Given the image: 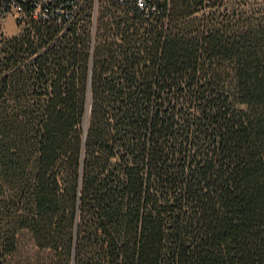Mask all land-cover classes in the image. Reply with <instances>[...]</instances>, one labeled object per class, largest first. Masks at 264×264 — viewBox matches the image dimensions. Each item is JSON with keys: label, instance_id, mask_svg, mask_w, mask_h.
Instances as JSON below:
<instances>
[{"label": "trees", "instance_id": "16d2710c", "mask_svg": "<svg viewBox=\"0 0 264 264\" xmlns=\"http://www.w3.org/2000/svg\"><path fill=\"white\" fill-rule=\"evenodd\" d=\"M234 2L0 32V264L24 234L36 264H264V6Z\"/></svg>", "mask_w": 264, "mask_h": 264}, {"label": "built area", "instance_id": "2783aa9c", "mask_svg": "<svg viewBox=\"0 0 264 264\" xmlns=\"http://www.w3.org/2000/svg\"><path fill=\"white\" fill-rule=\"evenodd\" d=\"M67 3H72V11L77 9L78 6L85 4L86 0H65ZM61 0H0V22H2L8 14H11L19 25V30L25 24L26 20L30 16L35 18H48L54 11L60 13L68 12V8H65V3ZM94 11L96 12L97 0ZM31 5L30 9L27 8ZM4 29H1L0 32Z\"/></svg>", "mask_w": 264, "mask_h": 264}, {"label": "rangeland", "instance_id": "374dc122", "mask_svg": "<svg viewBox=\"0 0 264 264\" xmlns=\"http://www.w3.org/2000/svg\"><path fill=\"white\" fill-rule=\"evenodd\" d=\"M234 8L241 9L246 8L250 10V12H258L259 10H262V7L264 6V0H234ZM9 25V30H12L15 34L19 32V25L14 19V17L11 14H8L5 19L0 22V30L4 29V34L6 36H12L15 34H11L12 32L5 31V26ZM23 241L25 243L23 244V248L20 252V254L16 257L14 264H36L38 257H41L43 255L42 251H37L32 245V242L30 240V237L27 234L23 235Z\"/></svg>", "mask_w": 264, "mask_h": 264}, {"label": "crops", "instance_id": "0c3cea01", "mask_svg": "<svg viewBox=\"0 0 264 264\" xmlns=\"http://www.w3.org/2000/svg\"><path fill=\"white\" fill-rule=\"evenodd\" d=\"M8 30H9V25L7 26V24H6L5 31H8ZM9 32H12L11 34H15L12 30H9Z\"/></svg>", "mask_w": 264, "mask_h": 264}]
</instances>
